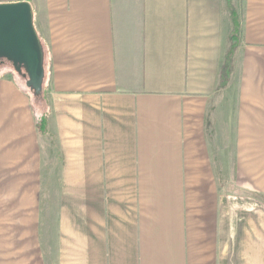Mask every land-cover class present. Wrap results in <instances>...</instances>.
Segmentation results:
<instances>
[{"label": "crops", "instance_id": "0c3cea01", "mask_svg": "<svg viewBox=\"0 0 264 264\" xmlns=\"http://www.w3.org/2000/svg\"><path fill=\"white\" fill-rule=\"evenodd\" d=\"M19 1L45 54L37 101L0 78L22 264H264V0Z\"/></svg>", "mask_w": 264, "mask_h": 264}, {"label": "water", "instance_id": "95a60500", "mask_svg": "<svg viewBox=\"0 0 264 264\" xmlns=\"http://www.w3.org/2000/svg\"><path fill=\"white\" fill-rule=\"evenodd\" d=\"M44 49L34 25L33 7L28 1L0 3V60L24 69L28 85L41 93L45 75Z\"/></svg>", "mask_w": 264, "mask_h": 264}, {"label": "rangeland", "instance_id": "374dc122", "mask_svg": "<svg viewBox=\"0 0 264 264\" xmlns=\"http://www.w3.org/2000/svg\"><path fill=\"white\" fill-rule=\"evenodd\" d=\"M2 77L14 79L17 85L20 84V86L24 88L23 91L25 90L26 94L30 96L31 100L37 101V98L40 93L37 94L28 85L29 78L24 69L22 70V73H19L18 70L11 63L5 60H0V78ZM30 106L33 111L31 112L33 121H40L42 113L37 112L36 105L32 104ZM5 177V165L0 164V264H22L23 259H26L27 262L28 257L30 255L28 251V237L30 234H32L34 238L36 237V227L32 228V230H29L28 227L21 228L19 226V224L21 223L11 222V213H7V204L9 201V198H7V193L9 192L10 185V196L13 192L16 195L19 191L17 190V186L21 185V181L10 182L9 184ZM28 190L29 188L27 189V194ZM19 193L21 194L20 191ZM20 199L21 195L19 198H17V200L14 198V205H16V203ZM10 203L12 202L10 201ZM22 237H26L24 246L21 243Z\"/></svg>", "mask_w": 264, "mask_h": 264}, {"label": "trees", "instance_id": "16d2710c", "mask_svg": "<svg viewBox=\"0 0 264 264\" xmlns=\"http://www.w3.org/2000/svg\"><path fill=\"white\" fill-rule=\"evenodd\" d=\"M230 61L231 60H230V53H229L228 63L223 69V80H222L221 86H225L227 84V78H228L230 70H231ZM42 123H43V120H42L41 124Z\"/></svg>", "mask_w": 264, "mask_h": 264}]
</instances>
